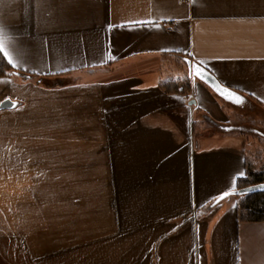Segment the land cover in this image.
<instances>
[{
	"label": "crops",
	"instance_id": "obj_1",
	"mask_svg": "<svg viewBox=\"0 0 264 264\" xmlns=\"http://www.w3.org/2000/svg\"><path fill=\"white\" fill-rule=\"evenodd\" d=\"M0 42V264H264V0H0Z\"/></svg>",
	"mask_w": 264,
	"mask_h": 264
},
{
	"label": "trees",
	"instance_id": "obj_2",
	"mask_svg": "<svg viewBox=\"0 0 264 264\" xmlns=\"http://www.w3.org/2000/svg\"><path fill=\"white\" fill-rule=\"evenodd\" d=\"M12 66L8 59L0 52V77H7ZM182 86L183 88H180ZM167 90L189 91L190 84L181 82H170L163 86ZM243 119H246L244 117ZM257 159L249 161L247 159V172L239 177L236 193L238 195L239 220L249 222H264V163L261 164V171L256 169ZM246 191L247 189H251Z\"/></svg>",
	"mask_w": 264,
	"mask_h": 264
},
{
	"label": "rangeland",
	"instance_id": "obj_3",
	"mask_svg": "<svg viewBox=\"0 0 264 264\" xmlns=\"http://www.w3.org/2000/svg\"><path fill=\"white\" fill-rule=\"evenodd\" d=\"M244 121L246 127H244V129H239L238 124H242V120H241V122L235 124L237 126H235L234 131L237 130L239 132H242L243 134L248 135L249 138L253 139V142L257 145L256 146L257 148L254 151L255 152L254 156L257 159L256 168H258L256 170L261 171L260 169L262 166L261 164L264 163V112H260L257 109L251 111L250 114L246 115V119ZM60 181L61 179H58V183Z\"/></svg>",
	"mask_w": 264,
	"mask_h": 264
},
{
	"label": "snow or ice",
	"instance_id": "obj_4",
	"mask_svg": "<svg viewBox=\"0 0 264 264\" xmlns=\"http://www.w3.org/2000/svg\"><path fill=\"white\" fill-rule=\"evenodd\" d=\"M0 52H2L5 57L9 56V53L5 51L4 44L2 42H0ZM9 63L10 64L12 63L11 59H9ZM237 102L242 103L243 101L240 98H237ZM0 103H3L5 107H7L9 104H12V106L15 107L14 102L10 100H4L3 102ZM220 198L223 199V197Z\"/></svg>",
	"mask_w": 264,
	"mask_h": 264
},
{
	"label": "water",
	"instance_id": "obj_5",
	"mask_svg": "<svg viewBox=\"0 0 264 264\" xmlns=\"http://www.w3.org/2000/svg\"><path fill=\"white\" fill-rule=\"evenodd\" d=\"M209 79V81L213 84V85H215V81L212 79V78H208ZM6 100H10V101H12L11 99H6ZM12 106V104H9L7 107H5L4 105H3V103H1L0 104V109H8V108H10ZM253 188H251V189H247L246 191H249V190H252Z\"/></svg>",
	"mask_w": 264,
	"mask_h": 264
}]
</instances>
